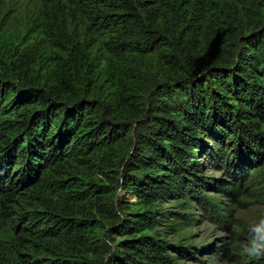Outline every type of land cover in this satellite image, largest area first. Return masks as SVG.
Listing matches in <instances>:
<instances>
[{
    "label": "trees",
    "instance_id": "obj_1",
    "mask_svg": "<svg viewBox=\"0 0 264 264\" xmlns=\"http://www.w3.org/2000/svg\"><path fill=\"white\" fill-rule=\"evenodd\" d=\"M3 69L0 264H175L162 199L264 195V0H38Z\"/></svg>",
    "mask_w": 264,
    "mask_h": 264
},
{
    "label": "rangeland",
    "instance_id": "obj_2",
    "mask_svg": "<svg viewBox=\"0 0 264 264\" xmlns=\"http://www.w3.org/2000/svg\"><path fill=\"white\" fill-rule=\"evenodd\" d=\"M37 11L38 0H0V73L5 72L3 68L28 37ZM202 171L205 177L229 179L205 157ZM88 181L109 183L100 173L92 174ZM117 194L119 199L130 204L137 201L122 189ZM203 196L206 204L193 198H165L156 206L155 236L171 245L168 254L174 258L175 264H264V259L253 260L243 251L249 223L264 214V195L249 192L239 198H229L209 188ZM185 200L189 202L186 206L182 204ZM214 201L218 202L221 211L212 208L211 202ZM174 229H179L180 233L176 234ZM179 247L189 248L193 256L183 257L177 249Z\"/></svg>",
    "mask_w": 264,
    "mask_h": 264
},
{
    "label": "clouds",
    "instance_id": "obj_3",
    "mask_svg": "<svg viewBox=\"0 0 264 264\" xmlns=\"http://www.w3.org/2000/svg\"><path fill=\"white\" fill-rule=\"evenodd\" d=\"M243 251L253 260L264 259V214L249 223Z\"/></svg>",
    "mask_w": 264,
    "mask_h": 264
}]
</instances>
